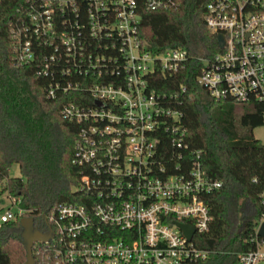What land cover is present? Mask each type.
<instances>
[{
  "label": "built area",
  "instance_id": "2783aa9c",
  "mask_svg": "<svg viewBox=\"0 0 264 264\" xmlns=\"http://www.w3.org/2000/svg\"><path fill=\"white\" fill-rule=\"evenodd\" d=\"M138 1L23 0L10 20L18 63L50 51L38 66L51 79L47 97L81 95L61 110L79 125L72 158L80 169L77 200L58 204L45 219L51 239L36 243L35 264H196L207 257L195 241L211 220L202 197L222 183L207 177L199 151L183 153L180 113L160 105L147 82L175 73L187 52L154 53L142 45ZM178 2L142 5L154 12ZM204 22L225 47L203 61L197 83L216 101L257 103L264 127V0H209ZM4 186L0 226L23 213ZM263 222L264 214L254 248L235 264H264V239L257 237ZM179 224L193 229L190 240Z\"/></svg>",
  "mask_w": 264,
  "mask_h": 264
},
{
  "label": "trees",
  "instance_id": "16d2710c",
  "mask_svg": "<svg viewBox=\"0 0 264 264\" xmlns=\"http://www.w3.org/2000/svg\"><path fill=\"white\" fill-rule=\"evenodd\" d=\"M208 1L179 0L147 12L139 0L138 35L154 53L187 52L175 73L154 75L147 82L160 105L180 113L188 147L183 153L199 151L207 177L222 183L202 197L211 220L208 230L195 237L198 248L207 252L196 264H235L239 254L254 248L257 221L264 214V145L252 136L263 126V117L257 103L216 101L197 83L203 61L219 52L217 36L204 22ZM22 4L0 2V183L5 184L3 193L18 200L22 217L43 224L55 206L77 200L73 189L80 169L72 158L79 125L64 120L61 110L81 95L47 97L51 79L40 75L38 66L50 54L48 48L40 49L33 63L15 60L9 24ZM12 165L20 177L9 176ZM19 220L0 226V264L25 263Z\"/></svg>",
  "mask_w": 264,
  "mask_h": 264
},
{
  "label": "water",
  "instance_id": "95a60500",
  "mask_svg": "<svg viewBox=\"0 0 264 264\" xmlns=\"http://www.w3.org/2000/svg\"><path fill=\"white\" fill-rule=\"evenodd\" d=\"M217 44L219 49H223L225 47V40L222 35L217 36ZM19 225L21 228L20 239L26 253L24 264H35L33 246L38 242H48L51 239V235H45L40 232L35 227L34 219L31 217H21ZM177 227L183 232L187 240L191 239L194 232L191 227L182 224L177 225ZM257 237L264 239V222L260 225L257 231Z\"/></svg>",
  "mask_w": 264,
  "mask_h": 264
},
{
  "label": "rangeland",
  "instance_id": "374dc122",
  "mask_svg": "<svg viewBox=\"0 0 264 264\" xmlns=\"http://www.w3.org/2000/svg\"><path fill=\"white\" fill-rule=\"evenodd\" d=\"M252 136L258 140L262 145H264V127H257L252 131ZM10 177H20L19 168L17 165H12L9 170ZM8 206L7 203H0L1 208H6Z\"/></svg>",
  "mask_w": 264,
  "mask_h": 264
},
{
  "label": "flooded vegetation",
  "instance_id": "af4514ba",
  "mask_svg": "<svg viewBox=\"0 0 264 264\" xmlns=\"http://www.w3.org/2000/svg\"><path fill=\"white\" fill-rule=\"evenodd\" d=\"M35 227L40 231V232H42L43 234H45V235H51V233H50V227H49V225L47 224V222L44 220V222H43V224L42 223H40V224H38V223H35Z\"/></svg>",
  "mask_w": 264,
  "mask_h": 264
},
{
  "label": "bare ground",
  "instance_id": "6f19581e",
  "mask_svg": "<svg viewBox=\"0 0 264 264\" xmlns=\"http://www.w3.org/2000/svg\"><path fill=\"white\" fill-rule=\"evenodd\" d=\"M139 36V35H138Z\"/></svg>",
  "mask_w": 264,
  "mask_h": 264
}]
</instances>
